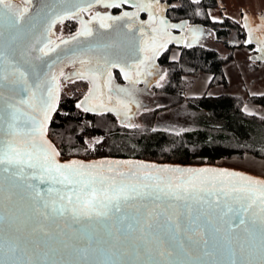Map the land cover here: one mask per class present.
I'll return each instance as SVG.
<instances>
[{"label": "water", "instance_id": "obj_1", "mask_svg": "<svg viewBox=\"0 0 264 264\" xmlns=\"http://www.w3.org/2000/svg\"><path fill=\"white\" fill-rule=\"evenodd\" d=\"M102 1L0 0V264H264V176L61 158L49 125L62 70L134 71L159 37L126 13L56 42L58 23Z\"/></svg>", "mask_w": 264, "mask_h": 264}, {"label": "trees", "instance_id": "obj_2", "mask_svg": "<svg viewBox=\"0 0 264 264\" xmlns=\"http://www.w3.org/2000/svg\"><path fill=\"white\" fill-rule=\"evenodd\" d=\"M163 2L166 5L165 16L170 22H186L193 27L210 29L220 44L219 49L226 52L196 40L182 44V35L177 42L167 44L158 57V63L165 67V78L156 87L158 100L154 107L141 114L142 125L139 126L121 124L111 111L83 110L77 106L80 96L61 92L49 125V137L58 147L62 159L111 156L191 164L217 163L222 158H238L246 154L264 159V117L244 111L246 103L264 106V94L250 95L246 100L229 94L184 95L191 84L187 76L208 72L213 75L212 85H228L223 68L233 60L234 50L246 46L254 54L258 53L256 43L250 41V32L243 16L241 21L228 16L214 20L208 11L220 6L219 0ZM112 11L116 16L122 12V8L113 7ZM142 16L146 17L145 13ZM61 24L63 34L69 35L76 34L80 26L74 17L65 19ZM258 26L264 28V22L259 20ZM197 35L193 33L191 38ZM174 44H179L181 48L178 61L170 59V49ZM260 56L255 60L252 58V69L264 64V55ZM78 86L81 85H76L72 91H78ZM182 103L200 111L198 120L201 124L198 127L189 130L156 127L155 121L160 111Z\"/></svg>", "mask_w": 264, "mask_h": 264}, {"label": "crops", "instance_id": "obj_3", "mask_svg": "<svg viewBox=\"0 0 264 264\" xmlns=\"http://www.w3.org/2000/svg\"><path fill=\"white\" fill-rule=\"evenodd\" d=\"M125 1H127L129 5L132 6L133 10H135V13H139L140 15L145 13L146 18L151 17L153 19H156L158 26L159 24H161L160 28H163L165 32V34L162 35V37L160 38V45L162 49L166 47L167 44L173 42V38L177 37V35H182V43H186L187 39H189L186 36L187 29H191V31L194 32V34L196 35L198 34L197 37L194 38V41L201 35V33L203 32L202 29H206L211 32V41H213L212 44L206 45H208L209 47L216 48L219 51L226 52L225 50L219 49V47L216 46L219 43L215 40L214 33L210 29L199 26L193 27L186 22L180 24L170 22L165 16L166 5L163 0ZM192 1L197 2L200 0ZM219 2V7L209 9V15L214 20H220L223 16H228L237 21H241L243 16L244 21L248 26L247 28L250 32V41L256 43V47H258V53L254 54L253 50L246 46L234 50L233 60L224 65L223 68L224 74L228 81V85H212L211 81L213 75L208 72H201L196 76H187V78L191 80V84L185 90L184 95L185 97H199L202 95L220 96L224 94H229L241 96L243 97V99L246 100L250 95L264 94V64L257 69H252L251 67L252 58H254L255 60L257 58L262 57L260 55H264V51L262 50L263 45L261 43V41H264L261 39V37L258 36L260 30L257 28V26H253L256 22L258 23L260 19L262 20V22H264V0H219ZM256 37L258 38V43L255 41ZM152 49L154 48H151V50ZM177 49H170V59L173 61H178L181 56V48L178 49L179 51ZM178 109H183L184 111L189 113L187 119L189 122L184 125L183 128L180 129H194L201 124L198 120V116L201 114L200 111L190 108L187 103H182L172 110L178 111ZM244 111L248 114L264 117V106L259 104L246 103L244 105ZM222 160L224 162H230L231 167H239L240 169H243L245 171H251L253 173H256V171L254 172L249 169L248 164L246 162L264 163L263 158H259L252 154H246L241 159L222 158Z\"/></svg>", "mask_w": 264, "mask_h": 264}, {"label": "rangeland", "instance_id": "obj_4", "mask_svg": "<svg viewBox=\"0 0 264 264\" xmlns=\"http://www.w3.org/2000/svg\"><path fill=\"white\" fill-rule=\"evenodd\" d=\"M23 1L28 4V0H23ZM126 5H129V3H127L125 0H103L97 6L88 10H84L80 14L75 15L74 19H77L80 24L78 32H76V34L88 32L90 30V24L94 20H98L99 22L104 24L106 20L114 17L112 11L113 7H117V6L121 7L122 12L120 14H125V13L136 14L134 12L135 10H133L131 5H129V7H127ZM139 16L142 19H146V17H143L140 14ZM151 21L154 24V29H156L158 25L157 21L155 19H152ZM260 21L262 20L260 19ZM253 26L255 27L257 26V28L260 31L264 30V28H260L258 26L257 22ZM160 27L161 24H159L158 26V29H160L158 31L159 37L153 38L152 42L150 41L151 42L150 45L152 46L146 45L144 47V50H146L148 53L144 61L138 65L136 70L126 71V96L120 98V103H123L122 105H118L115 109L110 106L96 108L94 106L96 100H93V98H95L94 91H90V89H88L86 86L84 85L78 86L79 89H82L81 91H72L73 88L76 87V84L73 85V88L72 85H69L67 89H65L64 86L66 85V83L72 80L73 78L71 72L73 69H75L76 65H71L70 67H67L64 70H62V72L59 75V90L62 87L63 92L65 91L69 95L80 96L79 101L77 102V106L83 110L91 111V112L111 111L116 115L119 122L123 125L130 127L142 125L141 114L144 111L150 110L152 107H154L155 103L158 100L156 87L160 86L165 78V67L158 63V57L161 54V52L164 50V48L163 49L161 48L160 38L162 37V35L165 34L164 29ZM202 30L203 32L201 33V35L197 39H195L196 42L204 45L212 44L213 41H211V35H212L211 32L206 29H202ZM55 32L57 34L56 42L62 41L66 38L75 35V34L69 35L66 33L63 34L61 22L56 25ZM186 33H187L186 36L189 38L187 39V43H192L194 39L191 38V36L193 35L194 32H192L191 29L190 30L187 29ZM259 37H261V39L264 41V32L259 33ZM179 39H180V35H177V37L173 38V41L177 42ZM257 40L258 38L256 37L255 41L257 42ZM261 43L263 45V51H264V42L261 41ZM216 46L220 48V44ZM151 48L154 49L151 50ZM171 48L180 49L179 44H174ZM82 64L83 67L88 65V63H82ZM90 74L93 75L94 73H87L86 71L79 70V76L81 77L77 78V80H80L83 77L94 79V76L90 77L91 76ZM59 92L61 94V91ZM59 99L60 97H58L57 104L59 102ZM170 108H167L168 110L164 109L158 113L155 121L156 127L171 129V130L183 128V126L189 122L187 120L189 113L184 111L183 109H178V111L172 110L176 108V106ZM241 158L242 157H238V159ZM220 160L217 161L216 164L230 165V162H224L222 159ZM246 163L248 164L249 169H251L254 172L256 171V173L261 176H264V163H253V162L251 163L246 162ZM236 169H240V168L237 167Z\"/></svg>", "mask_w": 264, "mask_h": 264}, {"label": "flooded vegetation", "instance_id": "obj_5", "mask_svg": "<svg viewBox=\"0 0 264 264\" xmlns=\"http://www.w3.org/2000/svg\"><path fill=\"white\" fill-rule=\"evenodd\" d=\"M85 69L86 68L85 66L83 67V64L76 65L75 69L71 72L73 78L66 83L64 86L65 89H67L69 85H72L73 88L74 84L86 86L90 91H94L96 97V105L94 106L96 108L110 106L115 109L118 105L123 104L120 103V98L126 96L125 68L113 66L109 70H104V72H97L93 75L90 74V77L94 76V79L83 77L82 79L77 80V78L81 77L79 76V70L85 71ZM77 90L81 91L82 89L77 88ZM60 91L63 92L62 87Z\"/></svg>", "mask_w": 264, "mask_h": 264}]
</instances>
